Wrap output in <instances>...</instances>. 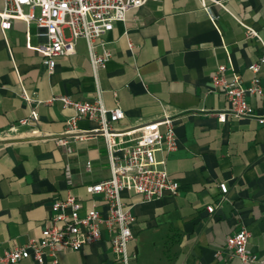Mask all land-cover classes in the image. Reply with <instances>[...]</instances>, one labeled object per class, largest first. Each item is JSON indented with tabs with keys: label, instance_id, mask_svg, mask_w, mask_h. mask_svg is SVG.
Listing matches in <instances>:
<instances>
[{
	"label": "crops",
	"instance_id": "1",
	"mask_svg": "<svg viewBox=\"0 0 264 264\" xmlns=\"http://www.w3.org/2000/svg\"><path fill=\"white\" fill-rule=\"evenodd\" d=\"M221 1L209 5L211 12L200 0H148L130 10L102 37L111 58L97 72L84 40L74 54L59 57L49 74L38 50L45 39L34 23L15 19L7 31L0 26V257L40 237L54 201L72 195L91 205L86 186L111 175L105 141L92 133L97 121L77 123L88 139H71L72 153L58 145L75 111L52 99L69 96L121 108L125 117L114 125L120 132L158 119L164 107L175 114L178 149L158 158H166L178 193L152 201L123 193L136 216L134 240L128 244L129 254H136L131 264L223 262L227 256L216 253L241 228L250 233L251 252L264 259V123L230 116L219 121L227 100L211 90L220 65L227 66L228 77L236 71L249 84L248 67L261 47L247 38L243 25L264 37V0ZM65 35L70 36L68 29ZM261 78L264 87V66ZM252 103L264 118V96ZM34 109L39 122L21 125ZM223 182L228 193L208 213L206 208L221 197ZM107 237L80 251L59 253L57 263L46 257L44 264H116Z\"/></svg>",
	"mask_w": 264,
	"mask_h": 264
},
{
	"label": "built area",
	"instance_id": "2",
	"mask_svg": "<svg viewBox=\"0 0 264 264\" xmlns=\"http://www.w3.org/2000/svg\"><path fill=\"white\" fill-rule=\"evenodd\" d=\"M4 9L0 12V26L7 31L12 21L22 19L34 23L38 36L45 39L38 50L44 57V64L49 74H53L57 59L75 53L77 42L87 43L89 57L95 72L106 67L111 52L102 41V37L112 31L117 22L124 21L132 9L139 8L148 0H3ZM208 11L210 4L223 5L221 0H200ZM38 11V12H37ZM243 25V24H242ZM248 39L256 40L261 47V54L256 62L249 65L252 72L249 84H245L240 73L233 71L227 76V66L220 65L211 77V90L221 93L227 100V111L218 115L219 121L225 122L227 117L235 119H257L252 103L254 97L264 96L261 71L264 66V37L254 28L243 25ZM68 29L70 36L65 35ZM133 48V43L129 42ZM98 49L101 52H98ZM28 102L31 97L23 96ZM52 101H60L65 108H72L75 116L66 121L64 137L57 139L59 146L67 153H72L71 139L83 141L88 139L81 133L77 123L88 119L97 121L98 129L93 134L101 135L108 151L111 175L96 184L86 186L91 197V205L72 195L56 200L52 204L51 216L38 238L30 239L25 245L15 247L0 257V264H17L32 259L44 264L50 257L57 263V255L63 251H80L85 245L101 241L107 235V241L115 256L116 264H131L136 254H129L128 244L134 240L133 228L136 216L131 205L123 199V193L140 197L143 201L159 199L166 194L176 195L179 183L169 176L166 158L159 159L158 154L171 153L179 146L175 132V114L167 107L162 115L149 123L130 131H116L115 123L124 119L121 108L108 109L101 100L95 102L79 101L69 96H55ZM39 116L34 110L30 116L20 122L21 125L37 124ZM91 163H87L89 170ZM66 176L71 177L67 168ZM221 197L215 205L206 210L213 213L225 199L228 186L219 184ZM103 205L104 211L99 207ZM250 233L241 228L227 237L223 251L216 257L225 254L226 260L212 264H230L238 259L239 264H249L261 259L249 249Z\"/></svg>",
	"mask_w": 264,
	"mask_h": 264
}]
</instances>
